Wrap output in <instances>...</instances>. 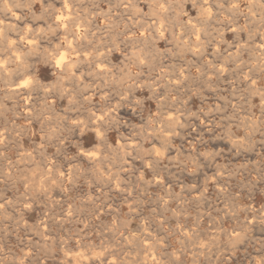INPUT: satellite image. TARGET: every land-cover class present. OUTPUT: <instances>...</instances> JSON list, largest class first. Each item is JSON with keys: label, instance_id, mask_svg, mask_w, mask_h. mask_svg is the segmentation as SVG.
I'll use <instances>...</instances> for the list:
<instances>
[{"label": "clouds", "instance_id": "clouds-1", "mask_svg": "<svg viewBox=\"0 0 264 264\" xmlns=\"http://www.w3.org/2000/svg\"><path fill=\"white\" fill-rule=\"evenodd\" d=\"M0 264H264V0H0Z\"/></svg>", "mask_w": 264, "mask_h": 264}]
</instances>
